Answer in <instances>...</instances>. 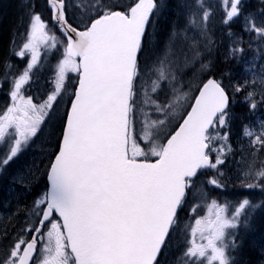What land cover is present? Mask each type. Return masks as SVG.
I'll return each mask as SVG.
<instances>
[{"label":"snow or ice","instance_id":"snow-or-ice-1","mask_svg":"<svg viewBox=\"0 0 264 264\" xmlns=\"http://www.w3.org/2000/svg\"><path fill=\"white\" fill-rule=\"evenodd\" d=\"M10 6L0 264H264V0Z\"/></svg>","mask_w":264,"mask_h":264},{"label":"trees","instance_id":"trees-1","mask_svg":"<svg viewBox=\"0 0 264 264\" xmlns=\"http://www.w3.org/2000/svg\"><path fill=\"white\" fill-rule=\"evenodd\" d=\"M36 3L42 8L44 5V0H36ZM12 5H14V3H12ZM7 8H8V15L6 19L1 17L2 20H0L2 21L1 28H0V43L7 41L9 35L11 34L13 27H17V17L20 15V11L18 8L14 6L9 7L8 4L3 8V11L1 12L6 14ZM45 18H47V16ZM47 61H48V65L44 64V67H43L44 70H42L43 76L50 75V73L48 72V69L49 67H51V65L55 63V61L52 59H48Z\"/></svg>","mask_w":264,"mask_h":264},{"label":"rangeland","instance_id":"rangeland-1","mask_svg":"<svg viewBox=\"0 0 264 264\" xmlns=\"http://www.w3.org/2000/svg\"><path fill=\"white\" fill-rule=\"evenodd\" d=\"M85 1H87V0H85ZM15 3V0H0V20H2V18H4V19H6V17H7V15H8V8H7V10H6V14L5 13H3V12H1V11H3V8L8 4L9 5V7H10V5H12V3ZM13 8V7H12ZM11 8V9H12ZM2 17V18H1ZM1 23H2V21H0V28H1ZM13 28H15V27H13ZM2 103H3V97L1 96L0 97V105H2ZM204 212V211H203Z\"/></svg>","mask_w":264,"mask_h":264}]
</instances>
